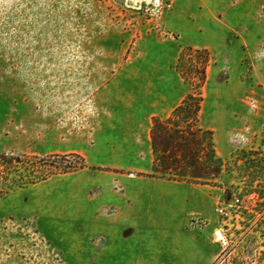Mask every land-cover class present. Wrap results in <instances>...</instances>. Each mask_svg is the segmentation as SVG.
<instances>
[{"label": "rangeland", "instance_id": "374dc122", "mask_svg": "<svg viewBox=\"0 0 264 264\" xmlns=\"http://www.w3.org/2000/svg\"><path fill=\"white\" fill-rule=\"evenodd\" d=\"M190 92L211 184L151 175ZM0 154V264H264V0H0Z\"/></svg>", "mask_w": 264, "mask_h": 264}, {"label": "trees", "instance_id": "16d2710c", "mask_svg": "<svg viewBox=\"0 0 264 264\" xmlns=\"http://www.w3.org/2000/svg\"><path fill=\"white\" fill-rule=\"evenodd\" d=\"M202 101L200 93L190 92L169 116L153 118L149 131L153 177L211 184L222 172L213 132L199 124Z\"/></svg>", "mask_w": 264, "mask_h": 264}, {"label": "crops", "instance_id": "0c3cea01", "mask_svg": "<svg viewBox=\"0 0 264 264\" xmlns=\"http://www.w3.org/2000/svg\"><path fill=\"white\" fill-rule=\"evenodd\" d=\"M177 106V105H176ZM175 106V107H176ZM174 107V108H175ZM173 108V109H174ZM172 109V110H173ZM172 110H171V112H172ZM171 112L169 113V114H167L166 116H164V117H167V116H169L170 114H171ZM161 117V116H160ZM163 117V116H162ZM150 170H151V164H150ZM158 178V177H157ZM161 179H163V178H161ZM166 180V179H165ZM169 181V180H168ZM175 182V181H174ZM196 247H197V250H196V254H197V256L196 257H198V260L197 261H195L196 262V264H201L202 263V261L204 260V254H205V248H204V246H203V248L201 247V244L200 243H196ZM200 257H202V258H200Z\"/></svg>", "mask_w": 264, "mask_h": 264}, {"label": "built area", "instance_id": "2783aa9c", "mask_svg": "<svg viewBox=\"0 0 264 264\" xmlns=\"http://www.w3.org/2000/svg\"><path fill=\"white\" fill-rule=\"evenodd\" d=\"M236 201H239V198H237ZM217 209H218L219 212H221V213H225L223 207H219V208H217Z\"/></svg>", "mask_w": 264, "mask_h": 264}]
</instances>
